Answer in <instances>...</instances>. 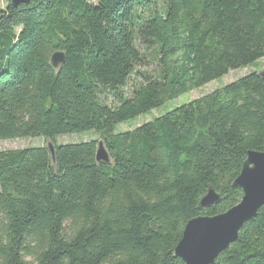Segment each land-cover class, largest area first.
Masks as SVG:
<instances>
[{
  "label": "trees",
  "instance_id": "trees-1",
  "mask_svg": "<svg viewBox=\"0 0 264 264\" xmlns=\"http://www.w3.org/2000/svg\"><path fill=\"white\" fill-rule=\"evenodd\" d=\"M5 1L0 140L49 139L55 161L45 145L0 150V264H184L185 224L237 204L246 152H264V78L117 126L263 59L264 0ZM87 131L98 139L55 142ZM208 186L220 200L198 208ZM212 264H264V205Z\"/></svg>",
  "mask_w": 264,
  "mask_h": 264
},
{
  "label": "water",
  "instance_id": "water-1",
  "mask_svg": "<svg viewBox=\"0 0 264 264\" xmlns=\"http://www.w3.org/2000/svg\"><path fill=\"white\" fill-rule=\"evenodd\" d=\"M31 0H10L13 6L27 5ZM65 54L54 51L49 63L54 70L63 64ZM264 78V68L257 71ZM51 160L55 161L54 145L46 144ZM95 159L109 163V155L101 140L97 142ZM242 190L240 201L228 210L213 216L201 215L190 219L184 226L182 236L174 249V255L184 264H212L221 251L237 238L242 225L253 218L264 205V152L249 150L238 176L232 183ZM220 200L213 187L208 186L198 202V208L210 207Z\"/></svg>",
  "mask_w": 264,
  "mask_h": 264
},
{
  "label": "rangeland",
  "instance_id": "rangeland-1",
  "mask_svg": "<svg viewBox=\"0 0 264 264\" xmlns=\"http://www.w3.org/2000/svg\"><path fill=\"white\" fill-rule=\"evenodd\" d=\"M88 1L95 3V0H88ZM5 2H6L5 0H0V8H3L5 6ZM141 51L145 53L147 62H146V65L140 69L148 73H151V74L154 73L156 69V63H155L153 51L151 49H147V50L141 49ZM263 68H264V58L259 60L257 64L255 65L229 71L226 75H224L221 78L215 79L200 88L193 89L192 91L181 95L175 100L167 102L162 106L156 107L147 113L141 114L138 117L127 121L126 123L118 125L117 130L123 131V130L132 129L135 126L145 121L151 120L154 117H157L163 114L164 112L167 111V109L177 106L183 102L200 97L203 94L210 92L215 88L221 87L224 84L232 82L235 79L245 74H248L251 71H258ZM131 85H132V82L131 80H129L126 85L127 93L130 92ZM90 139H98V135L94 133V131H87L83 133H74V134H64V135L57 136L55 138V142L75 143V142L88 141ZM49 141H50L49 139H45L43 137L4 139V140H0V150L17 149V148H23V147H28V146H40V145L46 146V144Z\"/></svg>",
  "mask_w": 264,
  "mask_h": 264
}]
</instances>
